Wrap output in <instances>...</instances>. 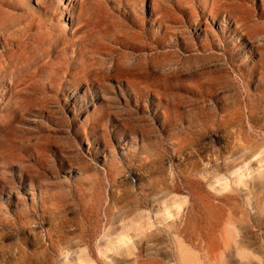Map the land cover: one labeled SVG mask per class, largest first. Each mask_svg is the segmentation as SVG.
Here are the masks:
<instances>
[{
    "label": "rangeland",
    "instance_id": "374dc122",
    "mask_svg": "<svg viewBox=\"0 0 264 264\" xmlns=\"http://www.w3.org/2000/svg\"><path fill=\"white\" fill-rule=\"evenodd\" d=\"M0 264H264V0H0Z\"/></svg>",
    "mask_w": 264,
    "mask_h": 264
},
{
    "label": "bare ground",
    "instance_id": "6f19581e",
    "mask_svg": "<svg viewBox=\"0 0 264 264\" xmlns=\"http://www.w3.org/2000/svg\"><path fill=\"white\" fill-rule=\"evenodd\" d=\"M237 179L238 180H240L241 179V175H239L238 177H237ZM183 254V253H182ZM184 255V254H183ZM184 258H185V255H184Z\"/></svg>",
    "mask_w": 264,
    "mask_h": 264
}]
</instances>
